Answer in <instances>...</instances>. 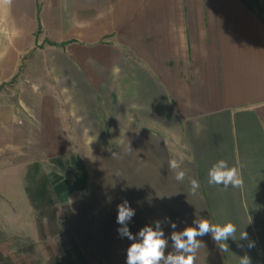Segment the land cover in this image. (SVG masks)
Listing matches in <instances>:
<instances>
[{"label": "crops", "instance_id": "crops-1", "mask_svg": "<svg viewBox=\"0 0 264 264\" xmlns=\"http://www.w3.org/2000/svg\"><path fill=\"white\" fill-rule=\"evenodd\" d=\"M68 156L88 173L67 198L87 264H126L125 199L134 235L162 222L166 255L168 220L204 218L237 231L227 251L198 237L195 264H264V21L241 0H0V221L33 164ZM221 159L242 186L208 183Z\"/></svg>", "mask_w": 264, "mask_h": 264}, {"label": "rangeland", "instance_id": "rangeland-1", "mask_svg": "<svg viewBox=\"0 0 264 264\" xmlns=\"http://www.w3.org/2000/svg\"><path fill=\"white\" fill-rule=\"evenodd\" d=\"M260 14L264 17V12ZM80 163L73 156L56 157L29 168L24 186L27 203L19 206L20 217L0 221V264H87L76 242L77 222L71 220L67 202L73 192L64 199L53 192L51 184L54 177L60 181L73 178ZM83 194L72 196L82 199Z\"/></svg>", "mask_w": 264, "mask_h": 264}, {"label": "clouds", "instance_id": "clouds-1", "mask_svg": "<svg viewBox=\"0 0 264 264\" xmlns=\"http://www.w3.org/2000/svg\"><path fill=\"white\" fill-rule=\"evenodd\" d=\"M169 169L175 173L177 181H183L186 172L181 169V162L177 159H170L168 162ZM208 183L213 185H222L224 188L240 187L243 184L242 177L237 167H229L227 161L221 159L217 161L208 171ZM193 193L199 188V182L196 179L190 181ZM135 216V209L130 207L129 202L125 199L117 205V224L121 225L117 229L121 238L126 237L133 241L127 248L126 264H195L196 254L201 246L198 237L211 234L212 239L220 244L222 251L228 250L226 241L233 238L237 231L236 225L227 222L223 225L212 224L208 219L200 218L194 220L195 226L185 227L182 231H175L177 225L175 222L168 220L173 229L171 241L173 251L165 254L168 247V239L162 228V222L157 220L152 225H145L135 235L130 231L128 224ZM240 239L247 240L248 233L243 232ZM223 242V243H221ZM253 243L249 242V247ZM239 264H251L249 256L240 257Z\"/></svg>", "mask_w": 264, "mask_h": 264}, {"label": "trees", "instance_id": "trees-1", "mask_svg": "<svg viewBox=\"0 0 264 264\" xmlns=\"http://www.w3.org/2000/svg\"><path fill=\"white\" fill-rule=\"evenodd\" d=\"M245 6L250 10L255 11L260 19L264 21V17L261 16L260 12H264V1L261 3L259 0H241ZM259 7V11L255 10V7ZM87 170L83 164L80 163V168L76 170L73 178H66L65 180L60 181L59 177H54L51 181L52 190L56 194H61L62 198H66L71 192L83 190L87 185ZM48 181V180H47Z\"/></svg>", "mask_w": 264, "mask_h": 264}]
</instances>
